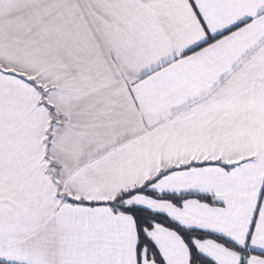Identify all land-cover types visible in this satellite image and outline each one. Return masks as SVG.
I'll return each mask as SVG.
<instances>
[{
    "label": "snow or ice",
    "instance_id": "snow-or-ice-1",
    "mask_svg": "<svg viewBox=\"0 0 264 264\" xmlns=\"http://www.w3.org/2000/svg\"><path fill=\"white\" fill-rule=\"evenodd\" d=\"M0 264H264V0H0Z\"/></svg>",
    "mask_w": 264,
    "mask_h": 264
}]
</instances>
